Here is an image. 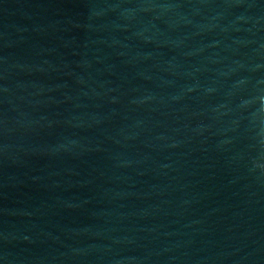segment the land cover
<instances>
[{
	"label": "water",
	"instance_id": "water-1",
	"mask_svg": "<svg viewBox=\"0 0 264 264\" xmlns=\"http://www.w3.org/2000/svg\"><path fill=\"white\" fill-rule=\"evenodd\" d=\"M0 264H264V0H0Z\"/></svg>",
	"mask_w": 264,
	"mask_h": 264
}]
</instances>
